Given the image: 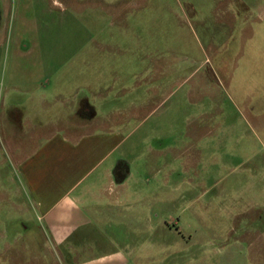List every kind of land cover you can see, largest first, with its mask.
Wrapping results in <instances>:
<instances>
[{"label": "rangeland", "instance_id": "1", "mask_svg": "<svg viewBox=\"0 0 264 264\" xmlns=\"http://www.w3.org/2000/svg\"><path fill=\"white\" fill-rule=\"evenodd\" d=\"M216 2L82 0L67 12L79 21L63 20L52 5L32 6L30 36L13 34L0 48V116L20 60L14 50L61 60L56 51L75 45L77 31L91 47L90 35L101 31V50L85 53L102 63L101 81L113 76V63L119 74L158 59L170 64V96L149 118L175 121L181 159L126 210L104 214L110 227L85 224L76 212L56 232L17 167L0 157V264H264V0Z\"/></svg>", "mask_w": 264, "mask_h": 264}, {"label": "crops", "instance_id": "2", "mask_svg": "<svg viewBox=\"0 0 264 264\" xmlns=\"http://www.w3.org/2000/svg\"><path fill=\"white\" fill-rule=\"evenodd\" d=\"M81 1L0 0V48L13 34L17 41L30 36L28 21L36 18L28 15L32 6L52 5L63 20L72 17L79 21L83 19L80 14L67 12ZM236 1L239 6L247 4ZM225 2L217 0L216 4L230 3ZM239 13L234 16L240 19ZM77 33L75 45L56 51L61 60L42 59L32 48L14 50L20 60L13 65L17 73L8 83L12 93L4 97L0 116L1 162L6 156L11 159L22 174L36 212L56 232L64 228L58 223L75 220L76 212H81L85 224L110 227L104 214L112 207L126 210L135 194L144 195L143 188H148L152 178L166 181V166L169 174L181 159L175 121L166 127L155 120L158 117L149 118L170 96L165 93L166 86L173 83L166 76L170 64L158 59L130 65L131 73L122 67L120 75L113 63L109 66L113 76L101 81L102 63L87 61L85 53L91 48L101 50L102 32L89 36L94 47L86 46L83 31ZM176 68L180 73V66L174 64L175 74ZM180 81L178 77V86ZM83 105L89 106L88 114H81ZM121 160L128 163L129 172L118 181L114 169ZM16 193L19 196V190ZM5 196L4 190L0 192V197ZM22 200L18 201L21 208Z\"/></svg>", "mask_w": 264, "mask_h": 264}, {"label": "trees", "instance_id": "3", "mask_svg": "<svg viewBox=\"0 0 264 264\" xmlns=\"http://www.w3.org/2000/svg\"><path fill=\"white\" fill-rule=\"evenodd\" d=\"M89 106L83 105L81 108V114H88ZM129 172V166L126 161H119L114 169V175L118 181H122L125 179Z\"/></svg>", "mask_w": 264, "mask_h": 264}, {"label": "flooded vegetation", "instance_id": "4", "mask_svg": "<svg viewBox=\"0 0 264 264\" xmlns=\"http://www.w3.org/2000/svg\"><path fill=\"white\" fill-rule=\"evenodd\" d=\"M247 11H248V9H244V11H240L239 17L240 18L243 17Z\"/></svg>", "mask_w": 264, "mask_h": 264}]
</instances>
